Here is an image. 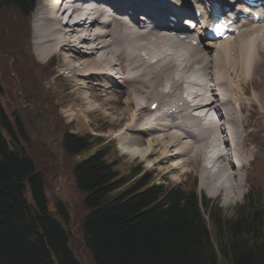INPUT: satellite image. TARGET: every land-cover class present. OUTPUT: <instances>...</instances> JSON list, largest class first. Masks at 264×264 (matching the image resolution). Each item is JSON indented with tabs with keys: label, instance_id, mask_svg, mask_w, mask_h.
I'll list each match as a JSON object with an SVG mask.
<instances>
[{
	"label": "bare ground",
	"instance_id": "obj_1",
	"mask_svg": "<svg viewBox=\"0 0 264 264\" xmlns=\"http://www.w3.org/2000/svg\"><path fill=\"white\" fill-rule=\"evenodd\" d=\"M82 1L85 0L38 1L33 20L38 60L44 62L51 55H60L76 80H83L77 82L82 87L91 79L98 81L96 87L101 86L102 80L122 85L120 94L125 99L117 105L123 107L112 122L114 126L123 122L118 138L124 151L144 157L156 156L158 162H163L170 170L193 169L196 164L203 171L224 169V174L218 172L219 176H214L215 183L210 172L205 174L200 186L212 185L211 189L206 186L211 196L219 195L222 190L231 197L239 195L249 177L247 173L242 178V173L234 172L247 169L253 157L243 141L249 134L244 132L248 115L242 122V112L247 106L255 109L249 93L257 90L256 83L264 79V42L260 41L263 37L259 39L260 44L252 41L257 27L250 30L246 27L236 37L233 54L229 49L230 40L221 41L223 44L208 54L206 49L147 26L107 20V12L101 6H83ZM129 1L141 6L164 0ZM171 1L184 8L190 2ZM227 1L230 4L241 2ZM100 19L104 24L99 25ZM131 19L136 20L137 15ZM142 19L148 18L143 16ZM4 27H0V36L8 34H2ZM109 89L104 96L115 94ZM150 97L160 101L154 113L144 112ZM171 107H176L181 116L173 126L163 115ZM259 117L264 120V114ZM180 125L191 128L186 130L189 136L180 131ZM144 143L149 144L148 149L141 146L143 151L139 150L136 145Z\"/></svg>",
	"mask_w": 264,
	"mask_h": 264
},
{
	"label": "trees",
	"instance_id": "obj_2",
	"mask_svg": "<svg viewBox=\"0 0 264 264\" xmlns=\"http://www.w3.org/2000/svg\"><path fill=\"white\" fill-rule=\"evenodd\" d=\"M33 3L0 0V7L28 14ZM29 71L27 66L21 75ZM3 78L7 80L5 73ZM13 114L22 126L20 114ZM3 130L14 136V149ZM15 141L10 115L0 101V264H84L69 247V233L48 210L42 174ZM64 144L72 155L97 147L74 166L76 183L86 195L83 238L95 264H264V205L255 197L230 221L203 197L212 235L195 189L156 184L134 166L119 169L114 145L89 134L67 133Z\"/></svg>",
	"mask_w": 264,
	"mask_h": 264
},
{
	"label": "rangeland",
	"instance_id": "obj_3",
	"mask_svg": "<svg viewBox=\"0 0 264 264\" xmlns=\"http://www.w3.org/2000/svg\"><path fill=\"white\" fill-rule=\"evenodd\" d=\"M37 5L38 0L36 7ZM36 7H34L35 9L33 10L32 19L36 12ZM0 12L5 15L8 24H12L15 16H17V19H19V23L23 25L22 30L18 32V37L20 39L14 42V44L12 42L10 46H4V50L8 54L7 56H9L11 53H16L18 56H20L21 61L25 62L23 64L20 61V65L19 63L12 64L11 62L14 58L12 59L8 57L9 59H6V55H2V53L4 52H2L0 48L1 70H4L7 67L8 73L14 76L13 81L16 83V85H14L16 90H14L10 86L9 81L4 78L0 79V83L2 82L6 84V87L9 88L7 90L4 86H2L4 90L2 92L0 91V101L2 102L5 110L13 119L14 114H12V112L15 113L14 111H16V113H20L21 116L24 113V110L22 109L23 107L18 100H22L23 105L27 106V112L25 113L28 114V116L30 117L29 120L31 122L28 120L25 114V120L23 121V123L24 125L26 124V130L33 139V142H31V148L33 147V151H39L41 152V155L44 156L37 157L39 159L43 158V161L39 162L41 166L44 165V163H47L49 165L48 169H42L48 181L46 185V195L48 197L49 210L51 211L53 217L58 219L62 223V225H64L71 233L69 246L72 248L74 254L77 257L81 256L83 258L84 264H95V262L90 251L88 249H84V246L79 242L82 234L81 228H79V222L83 219L84 216L83 204L85 195L76 184V179L72 167L68 166L71 164V157L66 154L63 148V135L67 131H69L71 134H80L84 132L85 134L89 133L94 136L100 135V137H102L106 141V143L114 141L117 151V153L113 151L114 154L117 157L119 155L121 156V158H123V163L121 166L131 164L133 160H136L142 166L141 170L155 172L156 183L162 182L169 185L181 183L185 187L190 188L196 181L197 190L215 200L219 207L223 209L226 220L229 221L236 218L237 215L235 214L239 207H242L246 202L247 194L260 188L264 190V132H261V130H264V120H261V118L259 117L261 113H259L255 109H252L251 106L245 107L242 112V122L245 121V115H248L247 120L244 122V124L246 123L248 126L246 127V129H244V132L245 134H249L243 141L247 147L246 150H250V153L253 154L256 159L258 157V154L261 155L258 158V161L259 163H261V165L259 166L257 164L256 167H253V164H249L251 167L248 165L247 169H244L247 170L246 173L249 178L247 182L244 181L245 186L240 189L241 192H239V195L234 196L235 198L231 197L230 193H228L226 190H222L219 195L211 196L206 191L211 189L213 186L210 184L209 186L205 185V187L207 186L209 189L207 187L206 189L204 186H200L203 180L202 178L205 174L210 172L213 176V182L215 183L214 176H219L218 172L224 174V169H205L203 171V169H200V165L196 164L193 165V169H191L190 167L189 169L170 170L166 169V164H164L163 162H158L157 157L154 155V157L152 158H147L141 155H134L124 151L120 143V138H118L122 133L121 131H123V122H121L117 126H114L112 120L115 121L114 119L119 116L118 112L123 107L120 105L118 106L117 102L124 101L125 97L121 94L104 96L106 91L103 84L107 82L105 80H102L101 86L98 87H96V83L98 81H96L95 79H91L89 82H84V87H82V85H78L77 82L82 79L76 80V77L70 71L68 63L58 54L51 55L50 57H52V59L50 58V60L48 61L45 60L44 62H42L38 60L35 53V44L33 42L34 29H32V21L30 40H28V38H26L25 36L27 27L26 24H28L27 18L25 16L23 17L21 15V12L15 7H0ZM0 19L3 20L4 18L1 17ZM0 27H4V25L0 24ZM257 27H259L258 29L260 30L254 32V34L252 35V41H257L260 44V41L264 42V22L258 24ZM0 37L3 41H10L8 37H6V39H4L3 35H1ZM261 37L263 38L259 41ZM29 43L31 44V47ZM24 56H26V58H24ZM46 61L50 64H53L51 68L58 70L63 75V77L56 80H54L55 78L52 79L48 77L51 69L47 70L44 75H42L43 71L39 70V66L44 64ZM27 66H30L29 68L32 71H29L28 74L20 76V72L22 71V69L25 70ZM210 68L213 69L212 64ZM65 70H67L72 77L68 73H64ZM19 76L22 78H20ZM212 76L215 80L216 78L213 72ZM119 80L122 81L121 79ZM61 84H64V86H67L68 88H61ZM256 85H258L257 90L264 89V79H260L256 83ZM24 87H29L25 91L26 98H20L18 96V93L20 92L22 94L23 92L21 91H23ZM42 90L49 91V94H43ZM47 96L49 98H47ZM155 98L157 97L148 98L147 104L150 101H153ZM40 101L41 103L37 104ZM111 108H114L115 110ZM146 109L147 108L144 109V112H147ZM61 118L64 119V125L62 124ZM66 124L68 125L67 131L65 128V126H67ZM38 129L41 135H39L38 137H34L33 135H35ZM41 129H43V133H41ZM118 129H120L119 132ZM252 131L260 132L250 134ZM255 143L259 145L260 148L256 149L257 146H255V148L251 146L252 144L256 145ZM145 145L140 144L136 146H138L139 150L143 151L141 149V146L144 147V149L146 147L148 149L149 147V144L146 143ZM247 145L250 148H248ZM79 158L81 159L82 156ZM66 162L68 165L64 164ZM232 170L233 169H231V171ZM240 172L244 174L243 171ZM234 174H238V172H234ZM148 178H150V176ZM58 198H60L64 202V208L68 216H70L71 218V223H66L65 216L62 213H58L59 206L56 203ZM227 198H229V200ZM260 201L264 202V199ZM257 206H259V204H257ZM208 223L210 231L213 235L215 231L214 226L210 221ZM262 233L264 234V229Z\"/></svg>",
	"mask_w": 264,
	"mask_h": 264
}]
</instances>
